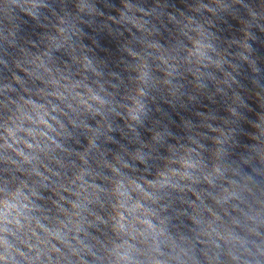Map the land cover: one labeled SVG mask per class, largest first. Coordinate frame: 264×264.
I'll use <instances>...</instances> for the list:
<instances>
[{"label":"clouds","instance_id":"1","mask_svg":"<svg viewBox=\"0 0 264 264\" xmlns=\"http://www.w3.org/2000/svg\"><path fill=\"white\" fill-rule=\"evenodd\" d=\"M262 80L264 0H0V264H264Z\"/></svg>","mask_w":264,"mask_h":264}]
</instances>
